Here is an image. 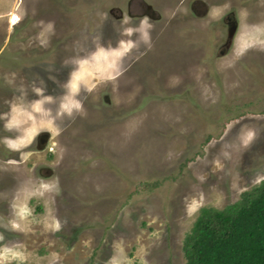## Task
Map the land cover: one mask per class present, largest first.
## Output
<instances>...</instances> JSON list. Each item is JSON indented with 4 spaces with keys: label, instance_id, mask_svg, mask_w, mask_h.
Segmentation results:
<instances>
[{
    "label": "rangeland",
    "instance_id": "obj_1",
    "mask_svg": "<svg viewBox=\"0 0 264 264\" xmlns=\"http://www.w3.org/2000/svg\"><path fill=\"white\" fill-rule=\"evenodd\" d=\"M130 1L0 0V264H186L264 180V0Z\"/></svg>",
    "mask_w": 264,
    "mask_h": 264
},
{
    "label": "trees",
    "instance_id": "obj_2",
    "mask_svg": "<svg viewBox=\"0 0 264 264\" xmlns=\"http://www.w3.org/2000/svg\"><path fill=\"white\" fill-rule=\"evenodd\" d=\"M183 251L186 264H264V180L222 209L203 207Z\"/></svg>",
    "mask_w": 264,
    "mask_h": 264
},
{
    "label": "flooded vegetation",
    "instance_id": "obj_3",
    "mask_svg": "<svg viewBox=\"0 0 264 264\" xmlns=\"http://www.w3.org/2000/svg\"><path fill=\"white\" fill-rule=\"evenodd\" d=\"M129 15H136L139 17H152V18H156L159 16V14H157L152 7L146 3L144 0L142 1H138V0H132L130 1L129 4Z\"/></svg>",
    "mask_w": 264,
    "mask_h": 264
},
{
    "label": "water",
    "instance_id": "obj_4",
    "mask_svg": "<svg viewBox=\"0 0 264 264\" xmlns=\"http://www.w3.org/2000/svg\"><path fill=\"white\" fill-rule=\"evenodd\" d=\"M138 1H142V0H138ZM206 11H207V8H205L204 12H206Z\"/></svg>",
    "mask_w": 264,
    "mask_h": 264
}]
</instances>
